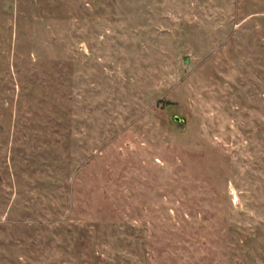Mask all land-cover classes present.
I'll list each match as a JSON object with an SVG mask.
<instances>
[{"label":"rangeland","instance_id":"374dc122","mask_svg":"<svg viewBox=\"0 0 264 264\" xmlns=\"http://www.w3.org/2000/svg\"><path fill=\"white\" fill-rule=\"evenodd\" d=\"M0 264H264V0H0Z\"/></svg>","mask_w":264,"mask_h":264},{"label":"water","instance_id":"95a60500","mask_svg":"<svg viewBox=\"0 0 264 264\" xmlns=\"http://www.w3.org/2000/svg\"><path fill=\"white\" fill-rule=\"evenodd\" d=\"M171 120L175 123V124H180L177 128L178 131H181L183 130V125L185 123L184 119L183 118H180V117H177V116H173L171 118Z\"/></svg>","mask_w":264,"mask_h":264}]
</instances>
